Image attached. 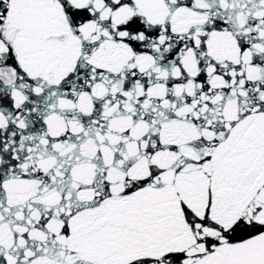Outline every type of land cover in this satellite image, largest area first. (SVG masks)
Segmentation results:
<instances>
[{
  "label": "snow or ice",
  "instance_id": "snow-or-ice-1",
  "mask_svg": "<svg viewBox=\"0 0 264 264\" xmlns=\"http://www.w3.org/2000/svg\"><path fill=\"white\" fill-rule=\"evenodd\" d=\"M0 264H264V0H0Z\"/></svg>",
  "mask_w": 264,
  "mask_h": 264
}]
</instances>
